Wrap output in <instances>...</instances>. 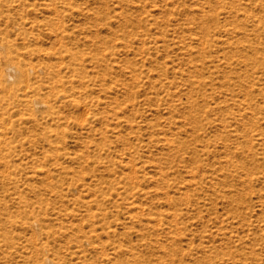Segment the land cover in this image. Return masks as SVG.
<instances>
[{"label":"rangeland","instance_id":"rangeland-1","mask_svg":"<svg viewBox=\"0 0 264 264\" xmlns=\"http://www.w3.org/2000/svg\"><path fill=\"white\" fill-rule=\"evenodd\" d=\"M0 40V264H264V0H0Z\"/></svg>","mask_w":264,"mask_h":264},{"label":"bare ground","instance_id":"bare-ground-1","mask_svg":"<svg viewBox=\"0 0 264 264\" xmlns=\"http://www.w3.org/2000/svg\"><path fill=\"white\" fill-rule=\"evenodd\" d=\"M57 34V33H55ZM57 36V35H56ZM59 38V37H58ZM60 39V38H59ZM57 41V40H56ZM61 41V39L59 40ZM55 42V41H54ZM57 43H59L57 41ZM59 46V45H58ZM0 47L1 48H5L4 44L1 43V40H0ZM29 49V48H28ZM8 50V49H7ZM19 51V50H18ZM5 54V53H4ZM2 54V55H4ZM6 55H8L6 53ZM52 60V59H51ZM16 62V61H15ZM15 62L11 61V60H6L4 62L3 60V65L0 63V82L3 84V85H10V84H13L14 82L16 83H22L24 84L27 88H31V78L29 76V74L27 73V71L25 69H21ZM41 71L45 74V76H50L52 74V65L51 64H47L46 66L40 68ZM38 71V70H37ZM55 76L57 75V73L54 74ZM53 76V74H52ZM53 76V77H55ZM36 84V83H35ZM35 84H32V85H35ZM47 84H45L46 86ZM25 87V88H26ZM39 88V86H38ZM54 88V87H53ZM4 88H1L0 90H2ZM24 89V88H23ZM36 89V88H35ZM50 89V88H49ZM9 90V88L7 89ZM6 90V91H7ZM10 90H12V87L10 86ZM46 90V89H45ZM9 92V91H8ZM7 95V94H6ZM8 97V96H7ZM48 98V97H47ZM17 100V99H16ZM31 101V100H30ZM34 103L36 106H40L42 101H40L38 98H34ZM53 103V101H52ZM5 104V103H4ZM1 106V105H0ZM3 106V105H2ZM44 106V105H43ZM7 140V138H6ZM6 143V142H5ZM3 144V143H2ZM4 150V149H3ZM1 151V150H0ZM7 154V152H6ZM4 156V155H3ZM47 261V263L51 264L52 263V260L50 257H46L45 259Z\"/></svg>","mask_w":264,"mask_h":264}]
</instances>
